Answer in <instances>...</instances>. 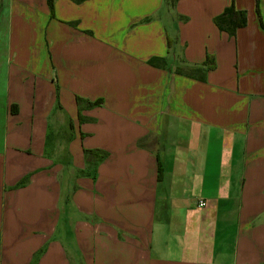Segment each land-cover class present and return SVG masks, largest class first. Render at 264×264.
<instances>
[{"label": "crops", "instance_id": "1", "mask_svg": "<svg viewBox=\"0 0 264 264\" xmlns=\"http://www.w3.org/2000/svg\"><path fill=\"white\" fill-rule=\"evenodd\" d=\"M0 264H264L255 0H0Z\"/></svg>", "mask_w": 264, "mask_h": 264}, {"label": "trees", "instance_id": "2", "mask_svg": "<svg viewBox=\"0 0 264 264\" xmlns=\"http://www.w3.org/2000/svg\"><path fill=\"white\" fill-rule=\"evenodd\" d=\"M165 2L167 3L169 7H173L175 3L177 2V0H165ZM47 5L50 10V15H52L53 0H47ZM255 10H256L260 25L262 28H264V25L261 20L258 0H255ZM213 22L218 29L225 31L230 36H233L237 28H240L246 25V13L243 10H236L234 8L233 2H231V4L228 7H226L221 14L214 17ZM148 64L155 66V67H162V68L165 67V62L162 59H157V58L149 59ZM213 67H214L213 58L212 56L207 55L202 66L190 67L187 69L177 67L174 69V72L177 74L185 75L187 77L196 78L200 81H204L206 70L212 69ZM76 100H77V103H79L80 98H77ZM100 103H101L100 100H96L94 102L89 103V105L90 106L99 105ZM78 117L81 120V115L79 112H78ZM84 152L91 153V154L96 153V151H84ZM98 156L100 157V155Z\"/></svg>", "mask_w": 264, "mask_h": 264}, {"label": "built area", "instance_id": "3", "mask_svg": "<svg viewBox=\"0 0 264 264\" xmlns=\"http://www.w3.org/2000/svg\"><path fill=\"white\" fill-rule=\"evenodd\" d=\"M204 205V203L203 202H199V206H203Z\"/></svg>", "mask_w": 264, "mask_h": 264}, {"label": "rangeland", "instance_id": "4", "mask_svg": "<svg viewBox=\"0 0 264 264\" xmlns=\"http://www.w3.org/2000/svg\"><path fill=\"white\" fill-rule=\"evenodd\" d=\"M169 7V6H168ZM170 8V7H169Z\"/></svg>", "mask_w": 264, "mask_h": 264}]
</instances>
